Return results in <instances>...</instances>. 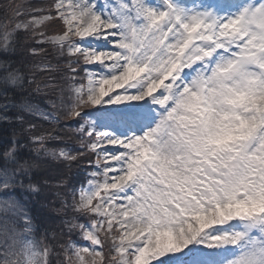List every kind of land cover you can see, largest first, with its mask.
<instances>
[{"label":"snow or ice","instance_id":"6c2138e0","mask_svg":"<svg viewBox=\"0 0 264 264\" xmlns=\"http://www.w3.org/2000/svg\"><path fill=\"white\" fill-rule=\"evenodd\" d=\"M4 12L0 53L25 33L40 45L32 56L47 45L65 59L15 67L11 48L0 89L55 97L78 121L75 158L94 160L78 198L61 197L87 220L64 221L80 243L37 237L30 213L0 196V244L10 242L0 264H264V0H51Z\"/></svg>","mask_w":264,"mask_h":264},{"label":"trees","instance_id":"16d2710c","mask_svg":"<svg viewBox=\"0 0 264 264\" xmlns=\"http://www.w3.org/2000/svg\"><path fill=\"white\" fill-rule=\"evenodd\" d=\"M23 3L25 6L46 7L51 0H0V23L5 19L4 9L8 4ZM56 34V33H50ZM29 34L21 33L18 38L9 37L3 42L5 55L11 48L15 52L8 57L15 61V67L25 64L49 63L56 65L65 58H57L56 53L47 45V51L40 56H32L29 49L40 47ZM54 72H37L36 79L43 82ZM35 85L26 84L23 90L14 88L0 89V196L9 197L13 208L30 213L36 226V235H48L50 243H66L69 236L80 243L79 231L68 233L64 221L76 217L78 222L86 218L75 213L71 207L62 209L61 197L71 205L78 193L86 188L87 170L94 156L82 153L79 134L73 129L78 121L67 119L57 105H50L55 97L36 93ZM25 101L38 106L36 111L25 110ZM36 114L39 116L37 117ZM41 136H48L40 141ZM63 151L66 158H58ZM33 186L36 190H32ZM6 189V190H5ZM59 194V195H57ZM9 201H4L7 204ZM11 219V215L9 214ZM56 233L57 240H52ZM63 233V235H61ZM9 241L0 244V252H6Z\"/></svg>","mask_w":264,"mask_h":264},{"label":"rangeland","instance_id":"374dc122","mask_svg":"<svg viewBox=\"0 0 264 264\" xmlns=\"http://www.w3.org/2000/svg\"><path fill=\"white\" fill-rule=\"evenodd\" d=\"M94 119V118H93ZM117 134H120L118 131H117ZM93 169L91 168L88 172H87V176H88V178H89V173H90V171H92ZM86 189V188H85Z\"/></svg>","mask_w":264,"mask_h":264}]
</instances>
